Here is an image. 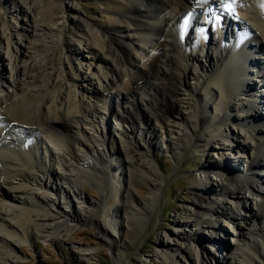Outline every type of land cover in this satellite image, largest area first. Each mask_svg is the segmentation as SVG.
I'll use <instances>...</instances> for the list:
<instances>
[{
  "label": "bare ground",
  "instance_id": "6f19581e",
  "mask_svg": "<svg viewBox=\"0 0 264 264\" xmlns=\"http://www.w3.org/2000/svg\"><path fill=\"white\" fill-rule=\"evenodd\" d=\"M109 1L113 7L104 24H98L96 18L83 17L69 0H0L20 7L17 15L27 16L23 24L28 25L20 26V32L31 39L15 41L7 54L13 59L15 77L6 80L0 72V264H21L13 248L15 240L67 237L78 224L93 225L108 236L115 264H122L124 247L112 243L104 224L114 229L118 219H130V232L139 234L159 197L165 177L152 159L161 147L152 117L168 124L163 142L176 161L216 137L221 145L214 149L222 151L228 137L233 142L231 154L247 165L240 174L241 168L224 159L202 164L206 182L194 180V198L183 210L201 228L213 229L214 234L205 237L207 242L213 246L220 242L227 251L217 257L213 253L214 263L202 253L197 261L264 264V165L258 163L259 158L264 160V108L260 106H264V85L257 84L264 80L260 69L264 57L257 56L264 52V0H195V6L188 0ZM58 13L67 14L53 28ZM68 22L74 26L72 36L66 33ZM7 26L0 19V56ZM230 27L237 34H227ZM207 29L214 37L210 43ZM56 30L58 36H53ZM77 43L88 50L87 63L95 67L92 75L101 85L81 70L85 54L74 46ZM192 59L202 64L203 74L197 87L183 94L180 87L186 74H191ZM249 67L258 80L248 74ZM79 78L89 90L75 85ZM197 88L203 91L200 96ZM145 89L147 94L140 98L152 110L140 116V125L135 126L132 120L140 115L135 96ZM85 93L95 97L84 101ZM112 105L115 113L108 115ZM108 117L115 124H125L117 135L107 128ZM228 122L235 128H227ZM117 153L116 172L122 177L114 188L108 174L119 177L110 161ZM140 178L149 184V195L137 204L128 185ZM85 184L102 194L100 205L94 204L89 214L76 205H92L83 192ZM249 196L260 197V203ZM108 211L115 219L106 216ZM219 217L235 223L238 247L225 244L218 234ZM187 226V222L181 225L173 239L200 245L205 239ZM161 247L166 250L171 244L163 240ZM186 251L192 256L189 244ZM159 258L177 264L164 250Z\"/></svg>",
  "mask_w": 264,
  "mask_h": 264
},
{
  "label": "rangeland",
  "instance_id": "374dc122",
  "mask_svg": "<svg viewBox=\"0 0 264 264\" xmlns=\"http://www.w3.org/2000/svg\"><path fill=\"white\" fill-rule=\"evenodd\" d=\"M188 1L189 5L195 6V0ZM69 2L78 7L82 13V16L86 17V19L96 18L98 24L103 23L102 21L106 19V16L111 10V7H113L109 0H69ZM4 5L0 4V19L6 21L8 26L5 31L4 39L2 40L0 72L4 79L10 80L11 78L15 77V71L12 70L13 59L9 60V57L7 56L9 50H11V46H13L15 41L17 40L23 43L27 40L30 41L31 39L29 38L28 33H25L24 35L20 32V26L25 28H27L28 26L27 23L23 24V21L27 20V16H23L22 14L17 15L20 7H16L15 4L10 3ZM5 7L6 9H2ZM67 13L57 14V20L52 22L53 28L58 27V25H60L64 21L65 14ZM21 18H23V20H21ZM67 26L68 27L66 28V33L67 35L72 36V34H74V26H72V24L69 22L67 23ZM206 32L207 41H209L210 43V41L214 39L212 29H207ZM54 35L58 36L57 30L53 32V36ZM24 37H26L27 40L22 41V38ZM41 41H44L43 37L41 38ZM119 43L120 42H113L114 45H117ZM140 43L141 42L139 41V44ZM74 46L78 48L81 54H85L83 56V60H81V70L85 71L88 77H92L95 83L98 84V86L101 85V81L98 82L97 79H95V76L92 75L95 67L90 66V64L87 63L90 56L88 50L83 44L77 43ZM146 46L150 49V43H147ZM21 47L22 49L25 48L23 44L21 45ZM257 56L263 57L264 52L257 54ZM201 58L205 60V57ZM23 59L25 60L27 59V57H23ZM27 61L30 62V60ZM93 62L97 63L95 60ZM190 63L191 64L189 66L191 69V74H186V76L182 80L184 86L181 85L180 87V91L181 93L183 92V94L187 93L186 89L190 87H197L196 84L198 82V79H200V75L203 74L201 70L202 64L200 65V62H198L197 59H192ZM262 64L264 65V61H262ZM66 67L67 69L65 71H68L71 74V69L69 68L70 66L65 64V68ZM248 70V74L250 75V73H252V69L249 67ZM253 73L251 74V77H254L253 75L257 76ZM251 77L247 78V80L250 79L253 83V79H251ZM254 80H258L257 77L256 79L254 77ZM71 83L72 82H69V84ZM78 84L84 85V87H87L88 90L90 89V87L87 86V83H84L80 78L75 85L78 86ZM147 90H139V93H137V95L135 96V98L139 99V105L137 107L140 113V115L136 116V118L132 120L135 126L140 125V116L144 118V115H146L147 113L150 114V110H152V108L150 107L151 104L147 103L145 99L140 98L142 95L147 94ZM201 91L202 90L198 88L197 91L195 90V92H197L199 96L200 94H203V91L202 93ZM82 92V89L79 90L80 94L84 93ZM84 97V101L88 102L89 98L91 100L95 96L91 95V93H85ZM242 97L244 96H240V98ZM115 100L116 98H113L112 100V103L114 101V105H116ZM232 101L234 102L237 100L233 99ZM260 106L262 108L261 110H263L264 106ZM114 108L116 109V106L113 105L111 106V108H109L108 115H113L115 113ZM100 111L104 112L105 110L101 109ZM230 113H235V111H230ZM107 121V128H110L111 130L114 129L113 133L115 135H117L116 130H120V128L125 125L122 121H120L119 124H115L110 117L107 118ZM152 122L156 125V128L154 130L156 132L157 139L159 138L160 140L161 145L160 149L155 153L154 158L152 159L155 165L158 167L159 173L165 177V180L159 192V197L151 207L152 211L149 212L148 217H146L145 222L142 224V228H140L139 234H132L130 232V226L133 222L130 219H118L117 223L115 224L117 227H115L114 229L112 228L113 226L109 228L108 224H104V228L107 230V233L109 232V238H111V241H113L112 243L114 245H122L124 247V249L122 250V253L124 255L122 256V264H169V258L165 259L164 262H161L162 259L160 260L159 257L162 250L170 253V255H173L171 263L200 264L197 260L201 258V253L204 254L205 257L209 255L207 262L214 263L213 253L214 255L216 254V257L218 255L222 256L225 254L227 249H224L223 244L220 245V242L219 244L216 243V245L214 246L212 245L213 243H211V241L210 243L207 242L205 237L207 236V234L209 235L213 233L211 232L213 229L208 227L201 228L197 223H194L189 212L184 211L183 208L185 206H188L191 199L194 198V192L191 188L193 186L194 180L201 181L203 184H205L206 180L205 176H203L204 168L202 167V164L207 160H210L212 163H219L224 159L228 163L237 165L236 167L241 168L242 170L240 169V174L245 170V166L247 165L243 162L240 163L241 160L238 161V157H234L233 154H231L232 150L230 149H232L231 146L233 145V142L231 140H228V137L224 138V144L228 145L227 148H223L222 151L224 153H222V151L218 150L217 148L214 149V146L218 147L221 145L219 144L220 138L216 137L215 140H213L211 143L204 145L202 144V146H199L198 149H194L195 151H193L192 155L180 160V162L176 161L174 155L165 148V143L163 142L166 141L167 133L170 130L168 124L166 125V123H164L162 120L156 118L154 119V117H152ZM102 125L104 126V124ZM228 126L235 128V124H232V122H228L227 128ZM145 143L146 142L142 141L141 144L144 147H147ZM119 158L120 156L117 153L110 159L111 165L112 163H115L111 166L112 170H114L115 172L118 170L116 167V162L118 165ZM258 163H260V165H264V160L259 158ZM257 171L259 173L261 172L260 170ZM222 172L224 171L222 170ZM116 174L118 175L117 172ZM121 175L122 174H119V177H111L112 175L108 174L111 187L114 186L115 188V186L119 185L120 178L122 177ZM210 178L214 184L213 186H215L214 189H217L218 187L216 186V182L213 180L215 178H213L212 174L210 175ZM211 183H209V186H211ZM26 186L33 187V185L31 186L30 184ZM148 187L149 184L146 181L141 180V178L134 180L132 184L128 185V189L130 190L134 202L139 204L143 203L144 200H146L149 195ZM82 188L84 194L88 197V200L92 203L93 206L86 203H78L76 205H79L81 212L89 214L92 213L94 204L96 206L100 205L102 194L100 190L94 185L85 184ZM249 197L253 203H260L261 201L260 197L254 199H252L253 197L251 196ZM73 199L76 200L74 197ZM115 201L117 203V200ZM106 216L112 220L115 219L113 213H110L109 211L106 213ZM185 221L188 224L187 230H193V232L196 231L201 235V237L205 239L201 242L200 245L194 243L193 241L173 239L174 233L178 232L179 229H182L180 227L181 225L186 223ZM235 227L236 225L233 221H228V219L222 217L218 218V234L222 235L224 242H226L225 244L230 246L235 245L236 247H238L239 241L236 240L233 232ZM39 236L33 237L31 239L15 240L14 247H12L16 251L15 254L19 256L21 264H115L114 250L113 247H110L108 244V241L110 242L108 236H102V233H100L98 229L94 228L93 225H75L71 229L70 233H68L67 237L64 236L61 238L51 239L42 238L41 235ZM163 240L170 242L171 247L169 249L165 250V248L161 247V243H163ZM187 244H189L190 246L192 256H189L186 251ZM204 252H206V255Z\"/></svg>",
  "mask_w": 264,
  "mask_h": 264
},
{
  "label": "snow or ice",
  "instance_id": "6c2138e0",
  "mask_svg": "<svg viewBox=\"0 0 264 264\" xmlns=\"http://www.w3.org/2000/svg\"><path fill=\"white\" fill-rule=\"evenodd\" d=\"M187 25V20H185V26Z\"/></svg>",
  "mask_w": 264,
  "mask_h": 264
}]
</instances>
